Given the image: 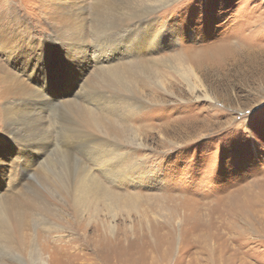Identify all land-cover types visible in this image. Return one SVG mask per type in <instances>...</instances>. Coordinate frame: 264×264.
Segmentation results:
<instances>
[{
    "label": "rangeland",
    "instance_id": "374dc122",
    "mask_svg": "<svg viewBox=\"0 0 264 264\" xmlns=\"http://www.w3.org/2000/svg\"><path fill=\"white\" fill-rule=\"evenodd\" d=\"M51 1L0 0V31L7 23L23 26L29 40L53 37ZM95 5L105 8L103 16H94L95 23L110 22L105 31L122 36L131 25L122 40L125 52L130 42L146 39L133 26L135 16L143 15L138 22L152 21L155 36L162 27L175 35L170 45L142 43L129 49L133 68L126 83L131 91L108 90L93 79L94 69L100 68L88 20ZM78 6L84 8L78 15L87 28L76 45H82L86 57L79 56L76 72L55 59L58 77L69 72L64 88L70 89L60 86L45 93L57 102L33 139L46 150L51 171L68 174L82 165L110 194L128 197L129 203L110 212L102 199L91 198L80 214L63 200L55 205L61 196L45 171L0 150V160L23 166L2 176L0 199L18 190L54 198L51 206L62 221L44 215L31 221L29 216L23 239L9 226L21 247L0 254V264H264V0H78ZM115 46L102 50L101 57L115 52L109 62L116 65L129 55L116 52ZM6 62L0 55V63ZM3 89L0 80V94ZM72 90L69 99L77 101L82 94L103 105L109 97L123 137L99 133L95 140L93 130L69 111L68 101L59 102ZM123 99L143 100L145 107L129 110ZM2 105L0 101V119ZM65 125L74 129L71 135L64 132ZM4 131L0 120V136ZM106 139L117 143L110 146L113 159L126 156L115 169L135 164L138 174L118 180L100 171L91 153L95 142Z\"/></svg>",
    "mask_w": 264,
    "mask_h": 264
},
{
    "label": "bare ground",
    "instance_id": "6f19581e",
    "mask_svg": "<svg viewBox=\"0 0 264 264\" xmlns=\"http://www.w3.org/2000/svg\"><path fill=\"white\" fill-rule=\"evenodd\" d=\"M49 6L51 8V15L49 17L51 27L50 29L55 32L53 33V37H48L46 39L42 38L40 40H29L28 32L23 30V26L15 28L16 26L13 24V27L11 28V26H9L7 23H2L1 25L0 55L4 57L7 62L6 66H3L0 63V80H2L4 84V89L0 94V101L3 104L1 107L0 120L5 130L3 132L4 135L0 136V150L1 152H5L6 154L13 157H23V162L29 163L30 165H38L36 168L39 169V172L40 170L42 172L45 171L43 172L44 176H46L47 179L51 181L54 189H56L61 197H56V200L54 198L48 199L44 198L43 195L33 193L30 194L23 190H18L14 196H10L11 198L9 195L4 194V196L0 199V254L8 253L12 250H18V246L21 245V243L18 244V242H16L13 238V230L10 229L9 226L13 225L15 233L17 235L20 234L19 238L23 239L21 232H24V227H27L29 221L27 219L29 216L31 217V221L40 220L41 216L44 215L46 219H49V216H52V220L54 222L55 220L59 223L62 222L58 210L51 206L54 200L55 201L53 204L55 205L57 201L63 200V204L66 205L67 208L75 210V212L78 214L87 208V206L91 203V198L97 201L102 199L110 212L114 211L115 207L118 206L126 209L129 203L127 201L128 197L125 198L114 193L110 194L108 188L104 186L105 184L103 183L104 185H102V182L97 180V178L92 175L93 173L91 174V172L86 170L82 165L78 166L75 172H69L68 174H58V171H53L55 170L54 168H52L53 170L51 171L49 169L51 163L48 160H45L46 150H42V148L39 146V142L33 139L35 131L42 129L46 123L45 114L54 105V103L57 102V100L55 101V98L54 100L49 99V95H45V93L51 94L52 91H57L60 86L62 87V90L70 89L64 88V86H67V77L69 72L68 74L63 73L61 77H58L60 71L55 59L66 63L65 66L67 68L70 67L72 71L76 72L78 67H76L75 63L78 62L79 56L84 50L82 45L78 46L76 44L77 41L84 37V33L87 28L85 21L86 19L84 17H80V19L78 15L79 11L84 9L81 6H78V0H54L49 3ZM120 7L122 8L123 6L120 5ZM104 12L105 8H103V6L95 5V8H93V14L91 18L88 19L92 25L89 27L95 34V37H91V39L95 44L94 46L96 48L95 53L97 55V60L100 61V68L94 69L93 73L95 76L93 79L100 83V86L108 90L115 87L118 89V92L126 91L127 89L131 91V88H129L126 83V81L129 80V75H132L130 70L133 68L131 65L132 61L129 60L131 57V54H129V49L138 47L140 48L142 43H147L152 48L157 43L162 45H170L175 39V35L173 34V31H170V33H165V29L162 27V29L157 32V36H155L153 35L154 32L152 21L142 20L138 22V19H140L143 15L135 16L137 19L132 22L133 26H136L135 30L137 34L144 35L146 39H144L142 36V39H138L134 43L130 42L125 52V48L122 45V40H125L127 33L126 29L130 28L131 25L129 24L125 27L122 36L120 34L117 35V33L107 32L105 31V28H107V24L110 22L108 20L99 19L95 23L94 18L95 15L97 17L103 16L100 14ZM64 19L67 20V23L65 25L58 26L57 22ZM119 32L121 31L119 30ZM30 33L32 32L30 31ZM113 43H115V47H117L115 50L116 52L129 55L127 58L124 56L123 58L125 60L123 62L118 61L116 65L109 62L110 59L114 57L113 55L115 52H110L108 55L105 53L107 56L103 55L101 57V54H103L102 50L111 48ZM152 50H155V48ZM137 52L138 50H135L133 54L135 55ZM81 56L84 60L86 54ZM71 61L74 62L70 64ZM160 62L158 61L159 64ZM9 67H13L14 70H10ZM36 84L38 89L36 88L37 86L35 87ZM43 86L48 87V89H40V87ZM73 94H75V90H72L70 94H66L67 97H63L61 100H59V102L68 101L65 104L68 105L69 111L72 113V115H76L83 123L93 130L92 133L95 140V135L99 133H105V137H107V133L109 134L110 132H118V134H114L118 138L123 135V129H121L119 119L116 117L114 112L111 111L112 113H110V107L112 108L113 104L109 97H106L103 100L104 104L101 105L97 104L96 99H94L93 96L91 98H87L80 94L79 101L76 99H69ZM104 105L106 106L105 109L98 112L94 110V108L97 109ZM122 105H124L125 108H128L132 111L135 110L136 112H139L141 108L145 107L144 101H138V99L136 101H128L123 99ZM69 106L74 107V109H70ZM117 116L119 117V115ZM104 124L105 127L103 126ZM82 127L84 128V126ZM63 129L66 135L67 133L71 135L74 130L69 128L68 125H65ZM118 138L116 139L117 141H119ZM122 139L124 142V138ZM115 142L116 141H108L107 139L103 142H95V148L91 153L93 156L92 158L97 162L96 164L99 165L100 171L104 172L107 177L117 178L118 180H128L127 178H131V176L133 177L134 174H138L136 169L137 167H132L135 166V164H133L131 167L124 166V168H122L120 171L115 169L120 165L119 159L126 158L125 155H117L115 156L116 158L114 157L115 159H113V151L110 146L117 144ZM116 151H118V148H116ZM45 162H48V165H46ZM19 167H23L19 162L9 164L5 162V160H0V191L3 190L2 187L5 182L2 176L7 174L9 169V172L12 173L19 170ZM69 175V179L65 180V178ZM32 262L34 263L35 261L32 260Z\"/></svg>",
    "mask_w": 264,
    "mask_h": 264
}]
</instances>
